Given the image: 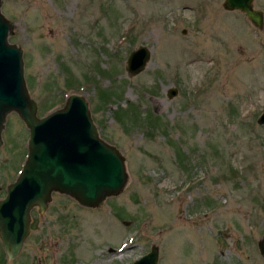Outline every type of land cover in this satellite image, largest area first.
<instances>
[{
    "label": "rangeland",
    "instance_id": "1",
    "mask_svg": "<svg viewBox=\"0 0 264 264\" xmlns=\"http://www.w3.org/2000/svg\"><path fill=\"white\" fill-rule=\"evenodd\" d=\"M221 2L0 0L36 114L82 94L127 172L100 206L56 191L32 206L19 253L0 242V264H129L150 245L155 264H264V22ZM140 43L148 61L129 75ZM0 131L2 197L28 132L14 111Z\"/></svg>",
    "mask_w": 264,
    "mask_h": 264
},
{
    "label": "water",
    "instance_id": "2",
    "mask_svg": "<svg viewBox=\"0 0 264 264\" xmlns=\"http://www.w3.org/2000/svg\"><path fill=\"white\" fill-rule=\"evenodd\" d=\"M253 0H222L224 9H237L257 28L263 24L262 10ZM9 23L0 11V130L9 111L17 113L28 129L26 155L14 179L0 197V242L6 258H14L29 231V211H43L53 191L72 197L82 206H100L106 196L116 195L127 178L124 156L102 138L82 94L70 92L63 104L37 115L36 102L29 96L21 48L7 40ZM149 58V48L140 43L132 48L124 68L129 75L140 72ZM175 87H168L170 97ZM264 123V108L256 118ZM1 142V138H0ZM264 258V232L257 241ZM157 247L129 264H155Z\"/></svg>",
    "mask_w": 264,
    "mask_h": 264
},
{
    "label": "flooded vegetation",
    "instance_id": "3",
    "mask_svg": "<svg viewBox=\"0 0 264 264\" xmlns=\"http://www.w3.org/2000/svg\"><path fill=\"white\" fill-rule=\"evenodd\" d=\"M256 8V7H255ZM258 9H260V8H258ZM260 10H262V9H260ZM242 12V11H241ZM262 12H263V10H262ZM244 13V12H243ZM244 15H245V13H244ZM247 18V17H246ZM263 22H264V12H263ZM0 133H1V131H0ZM24 145V147L26 148V142L23 144ZM24 154H25V152H24ZM20 165H21V162H20ZM20 168V167H19ZM19 168L16 170V173L18 172V170H19ZM16 173H15V175H16ZM9 183V182H8ZM7 183V184H8ZM6 184V185H7ZM5 188H6V186H5ZM4 194H5V192H4ZM35 208H36V211H37V213H41L42 211H39V209H38V207L37 206H34ZM33 208V207H32ZM31 208V209H32ZM30 221H31V218H30ZM30 221H29V226H30ZM27 236V235H26Z\"/></svg>",
    "mask_w": 264,
    "mask_h": 264
}]
</instances>
